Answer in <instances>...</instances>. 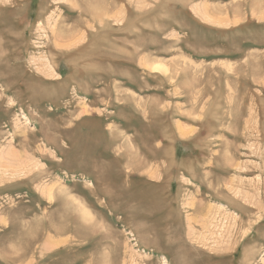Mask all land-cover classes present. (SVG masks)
I'll return each instance as SVG.
<instances>
[{
    "label": "rangeland",
    "instance_id": "374dc122",
    "mask_svg": "<svg viewBox=\"0 0 264 264\" xmlns=\"http://www.w3.org/2000/svg\"><path fill=\"white\" fill-rule=\"evenodd\" d=\"M0 264H264V0H0Z\"/></svg>",
    "mask_w": 264,
    "mask_h": 264
},
{
    "label": "bare ground",
    "instance_id": "6f19581e",
    "mask_svg": "<svg viewBox=\"0 0 264 264\" xmlns=\"http://www.w3.org/2000/svg\"><path fill=\"white\" fill-rule=\"evenodd\" d=\"M112 15V14H111ZM113 16V15H112ZM79 37V36H78ZM158 69V68H157ZM59 77V76H58ZM10 148V147H9ZM9 148H7V149H9ZM12 149V148H11ZM12 151V150H11ZM11 151H10V153H11ZM8 151L7 152H5V153H3V156H4V158H7L8 159V155H10V156H12L13 154L11 153L10 154ZM135 154V153H134ZM17 155V154H16ZM17 156H19V155H17ZM17 156H14V157H17ZM18 158V157H17ZM21 158V157H20ZM9 159H11V158H9ZM9 159L7 160V162L9 161ZM22 159V158H21ZM33 160V159H32ZM6 161V160H5ZM22 161H25V160H22ZM31 161V160H30ZM12 161L10 160V163H11ZM14 162V161H13ZM3 163V162H2ZM18 164H20V162H18ZM13 165H15V164H13ZM157 165V164H156ZM19 169V168H18Z\"/></svg>",
    "mask_w": 264,
    "mask_h": 264
}]
</instances>
